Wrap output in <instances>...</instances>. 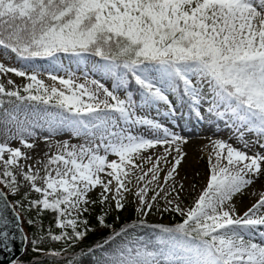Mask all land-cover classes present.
I'll return each instance as SVG.
<instances>
[{
    "label": "snow or ice",
    "instance_id": "snow-or-ice-1",
    "mask_svg": "<svg viewBox=\"0 0 264 264\" xmlns=\"http://www.w3.org/2000/svg\"><path fill=\"white\" fill-rule=\"evenodd\" d=\"M0 50V247L15 229L31 264H264V0H0ZM161 105L243 144L207 138L190 204L188 138L140 114ZM129 204L136 220L106 222ZM97 205L111 235L76 252ZM164 213L181 219L147 220Z\"/></svg>",
    "mask_w": 264,
    "mask_h": 264
},
{
    "label": "rangeland",
    "instance_id": "rangeland-1",
    "mask_svg": "<svg viewBox=\"0 0 264 264\" xmlns=\"http://www.w3.org/2000/svg\"><path fill=\"white\" fill-rule=\"evenodd\" d=\"M3 56V50H0V57ZM8 63H12V61H6ZM77 75H81L77 73ZM9 77L15 81L17 85H20L21 82L24 81V78L16 77L14 74H9ZM45 79L46 83H51V81L47 80L46 77H42ZM80 82H83L81 79ZM6 83V79H5ZM110 87V83L108 84ZM165 111L161 109L157 111L155 107L151 109H145L141 112V115H146L150 119H156L159 122L163 123L165 126L170 129L180 133L181 135L188 138V144L185 146V151L187 152V157L182 162L181 167L179 168L180 176L177 177V180L185 184V188L188 189L189 185L196 184L197 188L195 191H187L184 197V203L190 204L193 199H195L197 193L199 192V187L202 185L203 180L200 176H194V173H200L203 175L207 170V154L209 149L205 148L206 145L209 144L208 137L214 139H223L228 143H231L234 147L243 148L242 142L237 138V135L234 134L230 129L225 128L222 124L219 129H216L214 126H211L207 123L198 122L194 115L189 116L187 113V109H180L179 105H177V111L175 117L173 116H165ZM183 112V115L181 113ZM67 134L61 137H57L56 139H66ZM246 140H252L253 137L251 134L245 135ZM78 141H73V143H77ZM13 146H17V142H13ZM256 150H259L258 148ZM45 151V144L42 141L37 142L35 149L33 150V154H42ZM160 151H163L161 148ZM163 175V173L161 174ZM187 177L186 180L183 178ZM264 183V176L260 177L256 183L252 186L255 189H258ZM99 190H96L92 196L98 194ZM18 197H13L10 195V199L13 200ZM130 199H132L130 197ZM253 200L249 198L247 195L240 198L238 201L239 211L242 214L243 211L247 209V207L251 206ZM163 203V201H161ZM134 214L135 213V205L131 204ZM148 222L156 223L160 222L159 214H152L147 217ZM162 223V222H160ZM151 234V233H149ZM141 235H143V230H141ZM83 264H90V258L86 257L83 259Z\"/></svg>",
    "mask_w": 264,
    "mask_h": 264
},
{
    "label": "trees",
    "instance_id": "trees-1",
    "mask_svg": "<svg viewBox=\"0 0 264 264\" xmlns=\"http://www.w3.org/2000/svg\"><path fill=\"white\" fill-rule=\"evenodd\" d=\"M27 83V81L24 79L23 82H21L20 85ZM10 199V195L8 197ZM18 198H15L13 200L10 199L11 202L15 201ZM100 213V206H94L90 213L86 214L87 218L90 220L91 226L94 227L96 230L94 232L88 233L87 237L76 247L75 251L80 252L81 250L86 251L89 247L95 246L98 242H103L104 239L108 238L111 235V229H104L100 228L97 225L96 216ZM35 215V213H33ZM119 216L120 219L117 220L116 217ZM181 218L178 214H170V213H164L163 216L160 215V222L162 223H172L175 221H179ZM134 220H136V215L134 214L132 205L129 204L126 206V210L121 212L111 211L106 217V222L109 224H113V226L116 229H119L126 223H132ZM52 221V215L50 213H46L43 217V223L45 228L49 225V223ZM24 230L28 232L29 238H31L32 230L27 227L26 221L24 222ZM58 231V230H57ZM52 247H59L58 244H53ZM35 257V254L31 250V245L29 243H26L25 250L23 255L17 260L20 262V264H31ZM88 256H84L86 258Z\"/></svg>",
    "mask_w": 264,
    "mask_h": 264
},
{
    "label": "water",
    "instance_id": "water-1",
    "mask_svg": "<svg viewBox=\"0 0 264 264\" xmlns=\"http://www.w3.org/2000/svg\"><path fill=\"white\" fill-rule=\"evenodd\" d=\"M7 215L10 220L13 219V215L10 209L8 210ZM12 231L17 237L15 241L12 242L10 245L13 250L9 252L5 250L3 247H0V264H13L24 253V248L26 243L20 240L18 233L15 232V229H12Z\"/></svg>",
    "mask_w": 264,
    "mask_h": 264
},
{
    "label": "bare ground",
    "instance_id": "bare-ground-1",
    "mask_svg": "<svg viewBox=\"0 0 264 264\" xmlns=\"http://www.w3.org/2000/svg\"><path fill=\"white\" fill-rule=\"evenodd\" d=\"M160 109L162 110V111H166L164 108H162L161 106H160Z\"/></svg>",
    "mask_w": 264,
    "mask_h": 264
}]
</instances>
